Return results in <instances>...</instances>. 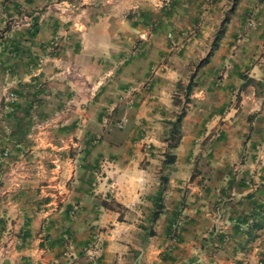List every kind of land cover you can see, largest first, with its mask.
I'll use <instances>...</instances> for the list:
<instances>
[{
    "label": "crops",
    "instance_id": "0c3cea01",
    "mask_svg": "<svg viewBox=\"0 0 264 264\" xmlns=\"http://www.w3.org/2000/svg\"><path fill=\"white\" fill-rule=\"evenodd\" d=\"M0 264H264V0H0Z\"/></svg>",
    "mask_w": 264,
    "mask_h": 264
},
{
    "label": "trees",
    "instance_id": "16d2710c",
    "mask_svg": "<svg viewBox=\"0 0 264 264\" xmlns=\"http://www.w3.org/2000/svg\"><path fill=\"white\" fill-rule=\"evenodd\" d=\"M220 36H221V32H219L217 34V36L215 37V39L213 41V49L217 45ZM211 54L212 53H210L208 55V57L202 61V63L206 62ZM192 89H193V84H192L191 79L188 81L187 85H185V86L182 85L181 82L177 83L175 94H174V99H173V105L174 106H180L181 111L179 114L175 115V118L173 121L168 123V125H169L168 126V136L165 138V142L167 143V148L169 150L177 148L180 141H181L182 121H183V118H184V115L186 112V108H188L189 104H190L189 97L192 93ZM181 93L183 94L182 97H180ZM164 162L166 165L173 164L175 162V155L170 153V152L166 153ZM166 184H167V180H165V178H163V181L161 180V186L159 187V189L157 191V197H156L159 205L156 206V208L154 209V212L152 213L151 218L149 219L150 222H152V223L157 221L159 218L160 210L162 209V200H163L162 195L166 190ZM152 235H153V233L150 232L148 237H150Z\"/></svg>",
    "mask_w": 264,
    "mask_h": 264
},
{
    "label": "built area",
    "instance_id": "2783aa9c",
    "mask_svg": "<svg viewBox=\"0 0 264 264\" xmlns=\"http://www.w3.org/2000/svg\"><path fill=\"white\" fill-rule=\"evenodd\" d=\"M13 96L14 95H10V97ZM51 153V156L47 158L48 162L51 165L50 170L52 171V177H54L56 187H59L58 189L62 190L63 187L66 188L65 186L67 182H69V178L67 176L64 177L63 172V164L66 161L67 157L63 155L62 148H54ZM69 160H71V158H69Z\"/></svg>",
    "mask_w": 264,
    "mask_h": 264
},
{
    "label": "rangeland",
    "instance_id": "374dc122",
    "mask_svg": "<svg viewBox=\"0 0 264 264\" xmlns=\"http://www.w3.org/2000/svg\"><path fill=\"white\" fill-rule=\"evenodd\" d=\"M173 150V149H172ZM172 152V151H171ZM170 152V153H171ZM51 152H47L46 155H44L42 158H37V159H40V161H47L48 162V158L47 157H50L51 156ZM37 159L34 158V161L36 162ZM49 163V162H48ZM50 164V163H49ZM67 166H68V163H67V160L64 162L63 164V172H64V177L67 176ZM50 168H51V165H50Z\"/></svg>",
    "mask_w": 264,
    "mask_h": 264
}]
</instances>
